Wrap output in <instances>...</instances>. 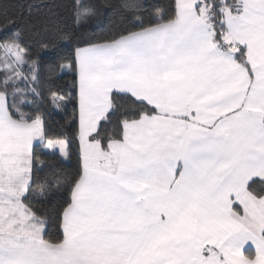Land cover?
Returning a JSON list of instances; mask_svg holds the SVG:
<instances>
[{"label":"snow or ice","instance_id":"obj_1","mask_svg":"<svg viewBox=\"0 0 264 264\" xmlns=\"http://www.w3.org/2000/svg\"><path fill=\"white\" fill-rule=\"evenodd\" d=\"M26 2L0 0V264H264V0ZM69 72L74 142L45 118Z\"/></svg>","mask_w":264,"mask_h":264},{"label":"trees","instance_id":"obj_2","mask_svg":"<svg viewBox=\"0 0 264 264\" xmlns=\"http://www.w3.org/2000/svg\"><path fill=\"white\" fill-rule=\"evenodd\" d=\"M35 2L36 0H30V2L25 3L24 9H23L25 17H27L28 15V8L31 6V3H35ZM161 3L164 5L165 16L167 17V14H168L167 4L164 3V0H161ZM4 4L8 8L10 14H16L18 10V4L16 3V0H4ZM58 85L59 86L53 90L60 91L62 87L63 95H65L67 99L57 100V103L61 106L59 115H53V116H50V118L47 116L45 117L47 120L48 133L49 135L63 134V136L66 139L74 142L76 135H77V128L72 124L73 119L76 115L73 109V103L75 102V100H74V97L68 95L69 91L74 88L71 72H69V75L64 77L63 80L58 81ZM45 101H46V108L48 112L51 113L53 109V105L50 102H47V92L45 95ZM65 104L67 105L66 111L64 109ZM115 104L117 105V112H116V115L113 117L114 121L120 115L121 106L122 105L129 106L131 104V101L117 99L115 101ZM26 114L34 115L35 112L33 110ZM75 148H76L75 143H73V152H75ZM45 159H46V163H50V161H47V158ZM70 164H71V167L66 168L64 171L71 174L74 172L77 166V159L75 155L72 156ZM45 173H46V169H45ZM44 178H45L44 174H37L36 185L33 190L34 194H39L40 187H41L40 181H42Z\"/></svg>","mask_w":264,"mask_h":264},{"label":"crops","instance_id":"obj_3","mask_svg":"<svg viewBox=\"0 0 264 264\" xmlns=\"http://www.w3.org/2000/svg\"><path fill=\"white\" fill-rule=\"evenodd\" d=\"M146 99H150V98H146ZM257 171H258V169L257 170H252V171L249 172V175H254V174H256Z\"/></svg>","mask_w":264,"mask_h":264}]
</instances>
